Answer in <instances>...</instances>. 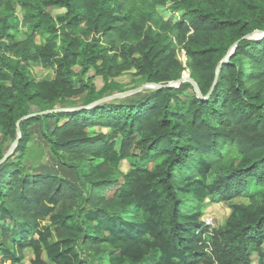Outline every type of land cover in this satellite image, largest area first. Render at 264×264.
<instances>
[{
	"label": "trees",
	"instance_id": "trees-1",
	"mask_svg": "<svg viewBox=\"0 0 264 264\" xmlns=\"http://www.w3.org/2000/svg\"><path fill=\"white\" fill-rule=\"evenodd\" d=\"M169 2L177 22L157 14ZM19 27L44 43L14 37ZM257 31L264 0H0L1 145L27 115L121 93L112 79L122 75L166 86L189 74L201 94L186 82L21 122L14 154L0 164V225L14 227L0 230L1 264H24L25 250L30 264H264V37L243 39ZM31 63L54 77L35 81ZM89 128L100 131L89 137ZM32 136L78 191L51 170L29 175L22 161ZM94 161L120 163L119 179ZM251 182L260 192L232 203ZM65 189L75 191L73 209L54 213ZM207 200L228 202L222 226L204 222ZM56 228L67 234L55 240Z\"/></svg>",
	"mask_w": 264,
	"mask_h": 264
},
{
	"label": "rangeland",
	"instance_id": "rangeland-1",
	"mask_svg": "<svg viewBox=\"0 0 264 264\" xmlns=\"http://www.w3.org/2000/svg\"><path fill=\"white\" fill-rule=\"evenodd\" d=\"M172 2H169L164 6L163 8L157 9V14L159 17L163 19V21H171V22H177L181 18V14L178 12H175L172 9ZM61 11L51 8L50 9V14L53 17H56L58 14H60ZM12 35L16 38L22 39L23 41H34L37 44H42L44 43L43 38H40L38 35L29 37L24 33L23 27H19L17 32H12ZM29 37V38H28ZM177 60L182 63L183 65L186 63V57L184 54V51H180L177 54ZM31 73L34 75L35 81H43V80H49L54 77V72L51 68H43L40 66V64L37 63H31ZM189 75V74H186ZM95 85L97 86V89H100L104 86V83L101 79L99 78H94L92 80ZM139 79L136 77L128 76V75H122L120 77L112 79V83L120 90L122 91L121 93H127L129 91L137 90L141 88V85L139 84ZM136 87V88H135ZM152 88H144L142 91H148ZM139 91V92H142ZM137 92V93H139ZM114 94H119V93H114ZM113 94V95H114ZM78 98H74L73 100H77ZM69 108H79L83 107L81 104L75 105V106H68ZM233 120V119H232ZM88 136L89 137H94L98 131H95L92 128H89L88 130ZM234 137L238 138V140H241L243 138V130L242 126H236L234 129ZM36 136H32L30 141L27 143V155L23 159V166L28 167V173L29 175H38L37 169L38 168H44L45 170H51L52 174H55L62 178L66 183H68L70 186H74L76 191L79 190V184L77 181L70 176V173L64 172L63 169H61L57 163V161L54 159L53 156H51V153H49L48 146L40 141L39 139L35 138ZM209 138L206 137L205 135L201 136L198 141L199 145L202 147V149H207V142ZM15 141V140H14ZM14 141L12 142H6L4 145L0 144V151L2 154H7L9 152L10 147L13 145ZM111 141L115 143V149L118 151L120 147V136L118 134H113ZM92 145H87V149H84L85 152H91L93 150ZM16 149V148H15ZM15 149L8 154V158H10L14 152ZM134 164H139L137 161H131ZM128 165V164H127ZM127 165H123V168H127ZM93 166H97V168L104 172L111 173L113 176L118 175V178L120 177V171H121V164L119 163L116 167L109 166L107 164H103L100 161H94ZM122 168V169H123ZM120 181V180H118ZM118 185H114L112 188H110L108 191L104 193V195L112 196L114 191ZM71 192H75L73 189H65L66 193V198L64 199L63 202L60 203L57 207L54 208V213H59L64 209H69L73 207V203L75 200L73 199V196ZM260 192V188L257 187L253 182L250 183V188L247 194L234 198L231 202L232 203H244L247 204L249 201V197L252 195H255L256 193ZM228 202H222L220 200L218 201H209L207 200L206 202V208L204 210V217L203 220L205 223H208V225H213L214 227L222 226L229 214L228 208H227ZM73 209V208H72ZM44 225H48V221L43 222ZM5 231L8 235L12 233L14 230V227L10 224H2L0 225V230ZM67 232L63 230L62 228H56L54 231V236L53 238L56 240L58 237L66 235ZM10 243V241H7V243ZM24 264H30V260L32 258V252L30 250H25L24 251ZM1 259V258H0ZM106 258H102L101 264H106ZM1 264V261H0ZM51 264V263H48Z\"/></svg>",
	"mask_w": 264,
	"mask_h": 264
},
{
	"label": "water",
	"instance_id": "water-1",
	"mask_svg": "<svg viewBox=\"0 0 264 264\" xmlns=\"http://www.w3.org/2000/svg\"><path fill=\"white\" fill-rule=\"evenodd\" d=\"M261 37H264V33L263 32H260V31H257V32H254L250 35H247L245 36L243 39H256V38H261ZM237 44L238 42H236L233 46V48L231 49L229 55H227L225 57V59L222 61V62H227L230 58V56L233 54V51L236 49L237 47ZM220 67H221V64L216 68V71H215V79H214V83H213V86L215 85L216 81H217V76H218V73H219V70H220ZM190 83L194 89V91L196 92L197 94V97L201 98V94L198 90V87L197 85L194 83V81L190 78L189 75H185L184 77L178 79L177 81H174V82H171L169 83L168 85L166 86H163V85H158V84H146V85H143L141 88L137 89V90H133V91H129L127 93H119V94H114V95H110L108 97H105V98H102L86 107H79V108H66V109H55V110H51V111H45V112H39V113H33V114H30V115H27L25 116L24 118H22L21 120H19L17 123H16V139L13 143V145L10 147L9 149V152L7 154L4 155V157L0 160V164H2L3 162H5L7 159H8V154L11 153L17 146L20 138H21V132H20V124L21 122L25 121V120H28L32 117H35V116H40V115H45V114H49V113H57V112H77V111H80V110H83V109H92L94 108L95 106L103 103V102H107V101H111V100H114V99H122V98H125V97H128V96H131L139 91H142L144 88H152V89H162V88H165V87H178L179 85H181L182 83Z\"/></svg>",
	"mask_w": 264,
	"mask_h": 264
},
{
	"label": "built area",
	"instance_id": "built-area-1",
	"mask_svg": "<svg viewBox=\"0 0 264 264\" xmlns=\"http://www.w3.org/2000/svg\"><path fill=\"white\" fill-rule=\"evenodd\" d=\"M208 225V223H206Z\"/></svg>",
	"mask_w": 264,
	"mask_h": 264
}]
</instances>
